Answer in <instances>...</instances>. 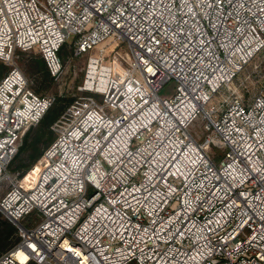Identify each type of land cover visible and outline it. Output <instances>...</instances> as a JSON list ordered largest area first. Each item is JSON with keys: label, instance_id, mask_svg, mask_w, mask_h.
I'll return each mask as SVG.
<instances>
[{"label": "built area", "instance_id": "built-area-1", "mask_svg": "<svg viewBox=\"0 0 264 264\" xmlns=\"http://www.w3.org/2000/svg\"><path fill=\"white\" fill-rule=\"evenodd\" d=\"M71 36L94 50L88 94L51 124L33 179L0 188L17 228L0 264H264V92L206 107L264 50V0H0L1 60L34 50L56 75ZM52 104L17 67L1 78L0 184Z\"/></svg>", "mask_w": 264, "mask_h": 264}, {"label": "rangeland", "instance_id": "rangeland-1", "mask_svg": "<svg viewBox=\"0 0 264 264\" xmlns=\"http://www.w3.org/2000/svg\"><path fill=\"white\" fill-rule=\"evenodd\" d=\"M71 41L72 36L69 37L60 47L58 55L62 66L56 75H52L47 68L45 69V67L40 65L39 60L42 59V57L38 52L34 50L22 51L18 49L14 50L10 60L4 61L0 59V63L5 68V70H3L0 67V73L5 75L12 67H17L26 77L28 87L31 90L37 94L53 98V104L50 108H62V106L69 102L68 100H73L78 96L88 94L80 91L79 86L84 80L87 57L88 55L94 53L93 50L92 52L75 55L71 46ZM112 43V41L107 40L104 43V47L106 46V49H109ZM118 49L122 52L129 51L127 44L124 42L118 44ZM174 86V81L170 80L161 86L158 90V94L160 96H168L173 92ZM260 92H264V50L256 53L232 79L229 87L221 88L219 92L216 93L212 102L206 107H209L212 104L214 106H220L225 98L233 95L239 96L244 102H249L254 95ZM201 125L202 120L199 115L189 128L190 133H192L199 140H202L204 134ZM26 130H28V128H26L24 132ZM52 132L55 137V132ZM49 136L50 133L43 132L37 124L30 127L27 145L20 151L18 150L16 152L7 167L6 172L11 176L1 182L0 188L2 192L5 191L15 179H20V177L25 173L22 172L23 166L31 161L32 155H34L36 151L41 153L44 152V150L48 147L47 143ZM20 144L21 140L19 146ZM31 144H34V146L30 147ZM219 153L222 154V151H219ZM36 162L37 161L29 167V169L31 168L32 170H27L28 173L26 176H31V179H33L38 168V164L33 166ZM7 221L8 220L5 217L0 215L1 225L3 222ZM16 234L17 228L15 227V232L5 240L6 243L3 248L0 249V253L12 246V243H14L17 239Z\"/></svg>", "mask_w": 264, "mask_h": 264}, {"label": "trees", "instance_id": "trees-1", "mask_svg": "<svg viewBox=\"0 0 264 264\" xmlns=\"http://www.w3.org/2000/svg\"><path fill=\"white\" fill-rule=\"evenodd\" d=\"M60 50V49H59ZM59 53V51H58ZM41 56V55H40ZM42 57V56H41ZM39 63L40 65H42L43 67H45V69L47 68L46 67V64H45V61L44 59H40L39 60ZM0 67L5 70L4 66L0 63ZM4 75H2L0 73V80L1 78L3 77ZM69 102L66 103L64 106H62V108H59V107H53V108H49L46 113L42 116V118L39 120V122L37 123V125L40 127V129H42L43 132H48L50 133V136H49V140H48V143H47V146L54 140V135H53V132L51 131L50 129V126L51 124L57 119V117L61 114V112L64 110V108L72 101V99L68 100ZM33 126V125H30L28 127V130H26L21 138V144L20 146L18 147V150L20 151L21 149H23L26 145H27V138L29 136V129L30 127ZM34 144L30 147H33ZM17 150V151H18ZM41 152L39 151H36V153L34 155H32V158H31V161L28 162L26 165L23 166V171L22 172H26L29 167L35 162L38 160V158L41 156ZM1 229H0V249L3 248V246L5 245V240L15 232V227H14V224H11L9 221L7 222H3V224L1 225ZM15 243V242H14ZM12 243V245L14 244Z\"/></svg>", "mask_w": 264, "mask_h": 264}, {"label": "snow or ice", "instance_id": "snow-or-ice-1", "mask_svg": "<svg viewBox=\"0 0 264 264\" xmlns=\"http://www.w3.org/2000/svg\"><path fill=\"white\" fill-rule=\"evenodd\" d=\"M77 255H79V253H77Z\"/></svg>", "mask_w": 264, "mask_h": 264}, {"label": "bare ground", "instance_id": "bare-ground-1", "mask_svg": "<svg viewBox=\"0 0 264 264\" xmlns=\"http://www.w3.org/2000/svg\"><path fill=\"white\" fill-rule=\"evenodd\" d=\"M38 169V168H37Z\"/></svg>", "mask_w": 264, "mask_h": 264}]
</instances>
